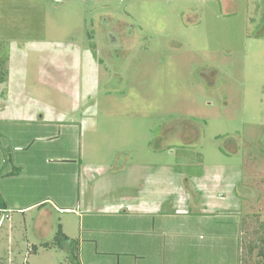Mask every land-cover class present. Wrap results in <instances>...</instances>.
<instances>
[{"label":"rangeland","instance_id":"rangeland-1","mask_svg":"<svg viewBox=\"0 0 264 264\" xmlns=\"http://www.w3.org/2000/svg\"><path fill=\"white\" fill-rule=\"evenodd\" d=\"M118 30L136 42L120 57ZM21 49L0 96L5 172L21 163L28 181L52 161L77 199L204 209L214 226L237 217L225 227H241L240 259L264 264V0H0V58ZM18 217L0 225L5 264H72L58 246L28 254Z\"/></svg>","mask_w":264,"mask_h":264},{"label":"crops","instance_id":"crops-1","mask_svg":"<svg viewBox=\"0 0 264 264\" xmlns=\"http://www.w3.org/2000/svg\"><path fill=\"white\" fill-rule=\"evenodd\" d=\"M12 52L9 81L14 75L12 69L16 60L20 62L22 60L23 50L21 49V53L15 50ZM18 53L21 56L16 59ZM48 63L53 65L54 62L46 64ZM0 90L2 96L3 85L0 86ZM3 102L0 97V106L5 105ZM7 114L8 108L0 107V119H7ZM37 116L40 121L46 120L42 114ZM56 159L63 160V164L72 162L69 157ZM5 160L0 156L1 188L5 187L6 183L10 188L4 193L5 204H0V225L6 221L14 223V216H20L15 226L23 230L19 238L26 240L28 254L38 255L42 248H47V245L51 246L47 248L48 250H53L57 233L62 231L68 239L59 248L64 250L71 260L69 241L77 242L78 264H241V251L237 247V238L242 234L241 227L234 223L228 226L231 230L225 227L229 220L237 221V217H225L228 223H217L215 227L211 220L215 215L204 209L201 213H192L193 211L188 208L179 209L175 213L165 212L155 201L137 196L122 198L121 201L115 202L109 200L92 202L85 196L77 199L71 195L70 189L69 194H66V188L56 187V180L58 182L62 175L56 174L58 177L53 175L51 166L55 162L46 163L40 171L33 166L34 173L27 174L28 181H23V171L9 175L16 173L14 169L22 168V164H14V169L5 172L3 170ZM65 169L63 174L65 179L82 177V170L78 176L73 172L68 176L69 168ZM18 184H26L29 187L22 191ZM201 203L202 200L197 206ZM30 213L34 214L30 216ZM58 215L66 217L57 218ZM225 229L229 232L227 233ZM29 230H32V234ZM11 238L13 239L12 244H9L10 249L13 255L18 254L15 252V237ZM18 243L19 241L17 246ZM5 261V257L0 258V264ZM16 262V259L7 261L8 264ZM28 262L25 259L23 264Z\"/></svg>","mask_w":264,"mask_h":264},{"label":"trees","instance_id":"trees-1","mask_svg":"<svg viewBox=\"0 0 264 264\" xmlns=\"http://www.w3.org/2000/svg\"><path fill=\"white\" fill-rule=\"evenodd\" d=\"M3 55L5 56V54H3ZM4 56H2L0 58V85H3V84H5V83H7L9 81V62H10V59L8 57V52H7L6 56L5 57ZM20 171L21 170L18 168L16 173L9 174V175L19 174ZM2 177H4V176H2ZM262 229H264L263 225H262ZM259 233H260V231H259ZM67 239L68 238L62 233V231H59L57 233L55 241L53 242V246L61 247L63 242L67 241ZM69 242L71 244L70 253H71L72 264H78V243L75 242V241H71V240ZM260 244H261L260 245L261 256L263 257L262 258V262H264V238H260ZM46 247L48 248V247H51V246L47 245ZM240 262H241V264H246L245 260L242 259V258H241ZM1 264H5V263H1Z\"/></svg>","mask_w":264,"mask_h":264},{"label":"flooded vegetation","instance_id":"flooded-vegetation-1","mask_svg":"<svg viewBox=\"0 0 264 264\" xmlns=\"http://www.w3.org/2000/svg\"><path fill=\"white\" fill-rule=\"evenodd\" d=\"M229 2H232V0H228ZM109 23V21L107 20V19H105V18H102V25L103 24H108ZM117 36H118V38L115 40V42H114V40H113V43H116V50H121L120 52H117V57H120L119 55H120V53H122V51H123V46L122 45H124V44H122V42H121V40H122V34H121V31L120 30H118L117 31ZM133 35H134V33H132V32H130L129 34H128V37H129V39L130 38H132L133 37ZM136 42L135 41H128V44H129V46H131V45H133V44H135ZM94 45V47H95V50H96V52L98 53L97 54V57L96 56H94V54H93V52H88V54H90V56H91V59H92V62L94 63V64H97V65H99V64H102V58H100V52H98V49H97V45H96V43H93ZM128 44L127 45H124V46H128ZM79 53L80 52H77L76 54H78L79 55ZM80 56V55H79ZM99 63V64H98ZM190 127H188V126H183V132L184 133H182L181 134V136H180V139H182L183 141H184V139L186 140V141H188V134H187V131H188V129H189ZM189 131H190V129H189ZM192 131V130H191ZM186 133V134H185Z\"/></svg>","mask_w":264,"mask_h":264}]
</instances>
